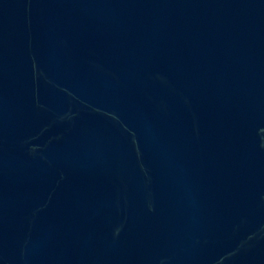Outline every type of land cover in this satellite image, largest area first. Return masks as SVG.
I'll list each match as a JSON object with an SVG mask.
<instances>
[{
    "label": "water",
    "instance_id": "obj_1",
    "mask_svg": "<svg viewBox=\"0 0 264 264\" xmlns=\"http://www.w3.org/2000/svg\"><path fill=\"white\" fill-rule=\"evenodd\" d=\"M0 264H264V0H0Z\"/></svg>",
    "mask_w": 264,
    "mask_h": 264
}]
</instances>
